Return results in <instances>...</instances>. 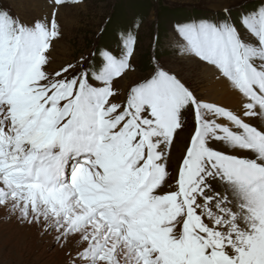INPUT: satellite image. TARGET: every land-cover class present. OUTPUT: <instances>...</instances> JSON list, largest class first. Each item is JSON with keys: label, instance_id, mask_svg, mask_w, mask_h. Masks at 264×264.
<instances>
[{"label": "snow or ice", "instance_id": "obj_1", "mask_svg": "<svg viewBox=\"0 0 264 264\" xmlns=\"http://www.w3.org/2000/svg\"><path fill=\"white\" fill-rule=\"evenodd\" d=\"M82 3L49 0L28 22L0 7V208L61 247L74 240L71 264H264V0L173 26L181 54L241 98L239 114L155 57L115 102L114 82L134 70L133 29L91 67L46 71L58 14Z\"/></svg>", "mask_w": 264, "mask_h": 264}, {"label": "rangeland", "instance_id": "obj_2", "mask_svg": "<svg viewBox=\"0 0 264 264\" xmlns=\"http://www.w3.org/2000/svg\"><path fill=\"white\" fill-rule=\"evenodd\" d=\"M144 1L150 7L148 14H135L129 8L130 3ZM258 2L259 0H83L81 5H69L58 14L62 38L55 43L57 47L54 44V50L51 49L48 53L49 63L45 70L54 71L62 65L77 64L82 57L86 60L85 66L91 67L98 63L101 50L117 52L119 34L133 29L138 40L130 61L134 70L114 82L120 93L114 98L115 102L124 99L129 86L147 75L154 67L152 59L155 57L199 98L226 106L239 114L237 107L227 106L224 90L215 88L218 79L213 69L210 71L207 65L194 57L181 54L179 38L174 33L173 26L193 19H223L226 16L225 8L235 19L241 11L252 8ZM120 3L124 4L125 16L123 23L115 27L117 42L111 40L110 44H102L99 35ZM0 7L9 9L13 16H18L25 22L46 15L47 10L50 12L49 0H0ZM159 8L180 13L170 19L165 16L159 19ZM193 11L199 13L196 15ZM136 24H139L138 29L134 28ZM155 36L159 38L158 46L153 45ZM184 142V135L177 138L173 148L174 157L181 153L180 146ZM219 183L218 180L211 181L213 190L222 193L224 185ZM78 249L79 245L74 240L61 247L55 241L54 232L44 233L38 227L21 223L0 208V264H71Z\"/></svg>", "mask_w": 264, "mask_h": 264}, {"label": "trees", "instance_id": "obj_3", "mask_svg": "<svg viewBox=\"0 0 264 264\" xmlns=\"http://www.w3.org/2000/svg\"><path fill=\"white\" fill-rule=\"evenodd\" d=\"M123 3L119 4L117 6V10L115 12L114 15L110 16V19L107 21V25L105 26V28L103 29L102 33L99 35V38L101 39L102 44H110V42H112L111 40H115L116 39V34H115V27L118 26L120 23H123V17L124 15V9H123ZM134 13H147L150 9L148 2H135V3H130V7ZM182 12V11H181ZM184 12V11H183ZM182 12V13H183ZM194 13H196V15L199 12L193 11ZM158 17L159 19H161L162 17H167L168 19L178 16L180 12L178 11H169V10H164V8H159V12H158ZM184 14V13H183ZM182 15V14H181ZM126 26V25H125ZM161 26H163L161 24ZM163 29V28H162ZM109 32V33H107ZM98 38V39H99Z\"/></svg>", "mask_w": 264, "mask_h": 264}, {"label": "bare ground", "instance_id": "obj_4", "mask_svg": "<svg viewBox=\"0 0 264 264\" xmlns=\"http://www.w3.org/2000/svg\"><path fill=\"white\" fill-rule=\"evenodd\" d=\"M47 14H48V10H47ZM55 47H57L56 44H55ZM51 49L54 50V46ZM53 59L54 58H52V60ZM192 63L193 62H191V64ZM192 67H193V65H192ZM209 68H210V71H211V67H209ZM215 88H220V89L222 88L224 90V98H226V103H227V106L229 108L237 107L240 110L241 98L237 94H235L233 91H231L229 89L228 85L223 80H219L218 79V81L215 83ZM232 111H234V110H232ZM245 119H248V118H245ZM213 147H214L215 150H218V151L219 150L220 151L225 150V146L222 143H220V142H214ZM228 151L230 152L231 150H228ZM179 154L180 153H178L176 156H179ZM247 158H251V154H247ZM219 184H222V183L220 182Z\"/></svg>", "mask_w": 264, "mask_h": 264}]
</instances>
